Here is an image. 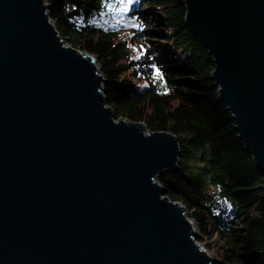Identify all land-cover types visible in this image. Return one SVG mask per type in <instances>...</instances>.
<instances>
[{
  "label": "water",
  "instance_id": "95a60500",
  "mask_svg": "<svg viewBox=\"0 0 264 264\" xmlns=\"http://www.w3.org/2000/svg\"><path fill=\"white\" fill-rule=\"evenodd\" d=\"M183 2L264 174V0ZM49 10L0 0V264H216L158 182L179 171L177 137L116 123L96 59L64 47Z\"/></svg>",
  "mask_w": 264,
  "mask_h": 264
},
{
  "label": "trees",
  "instance_id": "16d2710c",
  "mask_svg": "<svg viewBox=\"0 0 264 264\" xmlns=\"http://www.w3.org/2000/svg\"><path fill=\"white\" fill-rule=\"evenodd\" d=\"M119 1L47 0L61 38L96 59L115 119L177 137L179 171L159 183L216 264H264V174L219 101L212 57L190 33L183 0H141L131 17L145 25L121 34L104 21Z\"/></svg>",
  "mask_w": 264,
  "mask_h": 264
},
{
  "label": "rangeland",
  "instance_id": "374dc122",
  "mask_svg": "<svg viewBox=\"0 0 264 264\" xmlns=\"http://www.w3.org/2000/svg\"><path fill=\"white\" fill-rule=\"evenodd\" d=\"M46 5H49L47 0H46ZM142 10H143V6L141 4V0H120L119 5L112 12L111 22L109 20H105V19H104V21H105L106 25L113 26L117 30L135 29L138 33V31L140 30V27L144 26L145 23H144V25L140 24L138 21H136L135 19H133L131 17V14H133L134 11H135V13L141 14ZM139 34H141V33L139 32ZM158 182H159V180H158ZM182 206H184V205H182ZM186 212H187V209H186ZM187 216H188V213H187ZM193 224H194V229L197 231V233H199L194 222H193ZM197 244L202 246L203 249L207 250L206 252L210 257H212L214 259L217 258V253L215 252V250L208 249L209 243L206 239H204L203 237L199 238L197 240Z\"/></svg>",
  "mask_w": 264,
  "mask_h": 264
},
{
  "label": "bare ground",
  "instance_id": "6f19581e",
  "mask_svg": "<svg viewBox=\"0 0 264 264\" xmlns=\"http://www.w3.org/2000/svg\"><path fill=\"white\" fill-rule=\"evenodd\" d=\"M142 4V3H141ZM135 12V11H134ZM142 12H143V10H142ZM50 20H51V22H52V24H53V26L55 27V29H56V26H55V23L53 22V20L51 19V17H50ZM110 22H111V20H110ZM107 26H109V27H111V28H113V29H115L113 26H110V25H107ZM57 30V29H56ZM115 30H117V29H115ZM130 30V29H129ZM135 30V29H134ZM120 34L121 33H125L126 31H128V30H117ZM136 31V30H135ZM57 32H58V30H57ZM59 33V32H58ZM60 34V33H59ZM61 37V36H60ZM62 39V38H61ZM63 40V39H62ZM64 41V40H63ZM65 42V41H64ZM64 47H69V48H73V47H71L70 45H68L66 42H65V46ZM74 49V48H73ZM76 50V49H75ZM79 51V50H78ZM80 52V51H79ZM82 55L83 54H85V53H82V52H80ZM88 55V54H87ZM97 66H98V63H97ZM99 67V66H98ZM230 114V113H229ZM231 116V115H230ZM116 123H118L120 120H114ZM160 184V183H159ZM196 243H197V241H196ZM199 245V244H198ZM200 246V245H199ZM201 247V249L203 250V251H207V250H205V249H203L202 248V246H200ZM216 260V259H215Z\"/></svg>",
  "mask_w": 264,
  "mask_h": 264
}]
</instances>
